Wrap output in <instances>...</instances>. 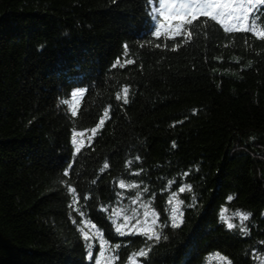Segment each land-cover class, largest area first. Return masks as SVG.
<instances>
[{
	"label": "trees",
	"instance_id": "obj_1",
	"mask_svg": "<svg viewBox=\"0 0 264 264\" xmlns=\"http://www.w3.org/2000/svg\"><path fill=\"white\" fill-rule=\"evenodd\" d=\"M155 1L0 0V264H95L90 225L110 264H264V39L203 16L156 36ZM133 201L159 241L116 232Z\"/></svg>",
	"mask_w": 264,
	"mask_h": 264
},
{
	"label": "snow or ice",
	"instance_id": "obj_2",
	"mask_svg": "<svg viewBox=\"0 0 264 264\" xmlns=\"http://www.w3.org/2000/svg\"><path fill=\"white\" fill-rule=\"evenodd\" d=\"M257 5H264V0H160V9L164 17V21L167 22V27L169 32H178L183 23L192 24L193 20L198 16L210 17L213 21H219L220 24L224 26V30L227 32H232L235 28H239L243 31H256L255 25L252 28H249L248 18L251 13H253L254 8ZM155 19V17H152ZM176 19L179 21L175 25V28L171 26V21ZM160 30L157 29L155 32L156 36H160ZM264 39V30L258 31L256 33ZM127 47V45H125ZM83 89H76L71 93L73 97H76L79 92H82ZM73 114L75 115V108H73ZM103 123V121H101ZM93 131H96L93 129ZM73 139V143H75ZM79 151V149H78ZM71 167V166H70ZM120 186L123 188L124 181L120 182ZM191 187L190 185L188 186ZM75 190H73L74 192ZM185 188H180V192H184ZM175 195V193H173ZM232 196L228 197V200L231 201ZM195 200V197H193ZM184 202L178 201L177 205L183 204ZM193 205H189L191 207ZM145 211L143 213V220L136 218V212L133 210L132 216L125 215L124 220L125 224L120 225L116 228V232L124 235V229L127 228L131 234H142L147 238L148 241H159L162 238V230L167 227L165 223H158V215L155 212H150L147 210V205H145ZM221 219L225 220L223 211L221 212ZM240 215L241 221H246L250 217V213H238ZM184 213L179 209L178 206H173L171 208V227L179 228L184 222ZM135 220L133 223L132 221ZM228 229H233L234 225L231 222L226 224ZM246 232L247 229L245 228ZM85 240L88 239V234L84 233ZM166 239V237H163ZM91 248V245L89 246ZM117 248L120 246L117 245ZM109 253L114 252L115 249H108ZM139 257H147L150 255V252L141 249L139 251ZM219 255V254H217ZM94 252L92 250L88 251V259L91 261L94 259ZM109 259H115L113 256H109ZM132 261V264H135V261L132 257H129ZM226 259V258H224ZM96 264H101L99 259H96ZM231 264V262H229Z\"/></svg>",
	"mask_w": 264,
	"mask_h": 264
},
{
	"label": "rangeland",
	"instance_id": "obj_3",
	"mask_svg": "<svg viewBox=\"0 0 264 264\" xmlns=\"http://www.w3.org/2000/svg\"><path fill=\"white\" fill-rule=\"evenodd\" d=\"M153 9V13H154V17H157V16H160L162 18V22H160V25L164 28H168L167 27V22L164 21V17L162 15V13L159 11L160 9V0H159V5L158 6H154ZM258 11L261 12V14L257 15L258 14ZM256 18H260V19H263L264 20V5H257L254 10H253V13H251L249 15V18H248V27L249 28H252L253 25H255V28H256V33L258 31H262L264 30V28H260L258 26V23L256 24L254 21ZM172 21H175L176 23H179L178 20L176 19H173ZM171 21V22H172ZM235 29H239V28H235ZM79 97V93L77 94L76 97L74 98H78ZM93 134H88L86 136V134L82 133L81 135H79V141H81V143H86L87 141H89V139L91 138ZM75 143L77 144H80L78 143L77 141V138H75ZM147 202H150V201H147ZM148 205V203H147ZM134 208V210L138 209V210H141V211H144L143 209V205L139 202H135L133 201L132 204L131 202L129 204H127L122 210H118V213L120 212H126V214H121V217L118 213H116L115 210L111 209L109 210V213L111 215V220H112V225L115 226V230L118 226L120 225H124L125 224V220H124V216L125 215H128V216H132V213L133 212H130L131 211V208ZM139 211L138 213L136 212V218L137 219H140V220H143L144 217L142 215H140L142 212ZM227 220V216H224ZM240 218V215H238V219ZM231 220H229L230 222ZM133 223L135 222V220L132 221ZM232 222V221H231ZM124 233L125 234H130V232L128 231L127 228H125L124 230ZM87 232L88 234L90 235V237L95 240L98 244H99V251H98V255H97V259H99L101 261V264H110L111 260L109 259V251H108V244L100 237L99 233L97 232V230L92 227L91 225L90 226H87ZM98 233V234H97ZM138 254L139 252H133L132 254H130L129 257H132L133 260L135 261V264H138ZM96 264V262H95ZM125 264H132V261L128 258L127 262ZM203 264H226L222 259L219 258V256L217 255H212V256H208L204 263Z\"/></svg>",
	"mask_w": 264,
	"mask_h": 264
}]
</instances>
